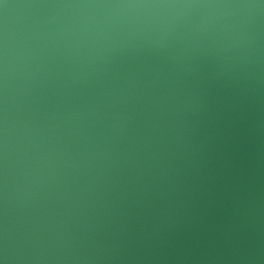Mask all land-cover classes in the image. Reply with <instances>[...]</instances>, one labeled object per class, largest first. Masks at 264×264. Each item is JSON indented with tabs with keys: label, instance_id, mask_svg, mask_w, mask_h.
Returning a JSON list of instances; mask_svg holds the SVG:
<instances>
[{
	"label": "water",
	"instance_id": "1",
	"mask_svg": "<svg viewBox=\"0 0 264 264\" xmlns=\"http://www.w3.org/2000/svg\"><path fill=\"white\" fill-rule=\"evenodd\" d=\"M0 264H264V0H0Z\"/></svg>",
	"mask_w": 264,
	"mask_h": 264
}]
</instances>
